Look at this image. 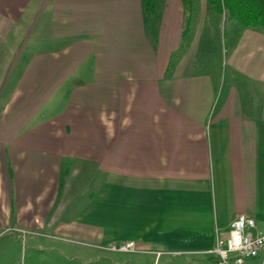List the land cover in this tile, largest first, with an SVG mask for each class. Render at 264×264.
<instances>
[{"label": "crops", "instance_id": "1", "mask_svg": "<svg viewBox=\"0 0 264 264\" xmlns=\"http://www.w3.org/2000/svg\"><path fill=\"white\" fill-rule=\"evenodd\" d=\"M156 2L0 0V234L199 255L264 226V32L227 19L220 48L197 0L186 39L183 0Z\"/></svg>", "mask_w": 264, "mask_h": 264}, {"label": "rangeland", "instance_id": "2", "mask_svg": "<svg viewBox=\"0 0 264 264\" xmlns=\"http://www.w3.org/2000/svg\"><path fill=\"white\" fill-rule=\"evenodd\" d=\"M200 9L197 0L187 7L186 39H190L196 31V17L199 14L200 20V13L204 12ZM150 18L152 16L147 15V19ZM226 20L224 15L215 17L210 14L208 22L209 28L215 33L218 32L220 48H223L224 33L228 31V27L224 25ZM213 49L216 57L218 47L214 46ZM200 51L199 60L202 59L203 49ZM81 210V205L72 208L69 213L63 215V221L74 222ZM111 245L120 244H100L86 231L83 233L56 229H12L0 234V264H219L217 256L212 254L158 252L153 249L137 250V247L136 250L122 252L112 249ZM258 262L259 260H252L249 264Z\"/></svg>", "mask_w": 264, "mask_h": 264}, {"label": "built area", "instance_id": "3", "mask_svg": "<svg viewBox=\"0 0 264 264\" xmlns=\"http://www.w3.org/2000/svg\"><path fill=\"white\" fill-rule=\"evenodd\" d=\"M111 248L130 252L136 250V244L129 241L111 245ZM209 253L217 256L219 264H249L252 260L264 264V226L251 216L241 215L232 222L227 233L217 229L215 246Z\"/></svg>", "mask_w": 264, "mask_h": 264}, {"label": "trees", "instance_id": "4", "mask_svg": "<svg viewBox=\"0 0 264 264\" xmlns=\"http://www.w3.org/2000/svg\"><path fill=\"white\" fill-rule=\"evenodd\" d=\"M145 13L149 17L156 13V0H143ZM196 0H183L185 10ZM214 16L225 15L239 24L240 29L264 32V0H207ZM217 13V14H216Z\"/></svg>", "mask_w": 264, "mask_h": 264}]
</instances>
